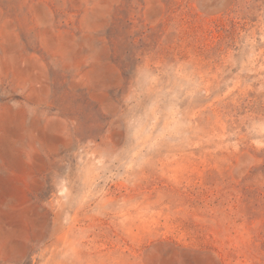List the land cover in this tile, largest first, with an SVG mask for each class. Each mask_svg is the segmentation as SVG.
Wrapping results in <instances>:
<instances>
[{
	"label": "rangeland",
	"instance_id": "obj_1",
	"mask_svg": "<svg viewBox=\"0 0 264 264\" xmlns=\"http://www.w3.org/2000/svg\"><path fill=\"white\" fill-rule=\"evenodd\" d=\"M0 264H264V0H0Z\"/></svg>",
	"mask_w": 264,
	"mask_h": 264
}]
</instances>
